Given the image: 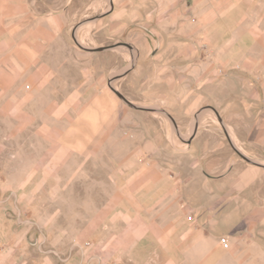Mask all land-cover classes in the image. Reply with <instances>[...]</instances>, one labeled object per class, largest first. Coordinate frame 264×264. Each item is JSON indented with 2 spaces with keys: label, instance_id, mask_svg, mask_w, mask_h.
Instances as JSON below:
<instances>
[{
  "label": "rangeland",
  "instance_id": "obj_1",
  "mask_svg": "<svg viewBox=\"0 0 264 264\" xmlns=\"http://www.w3.org/2000/svg\"><path fill=\"white\" fill-rule=\"evenodd\" d=\"M24 2L26 42L40 49L0 118V220L28 236L0 240V264H117L114 215L139 172L217 204L202 220L264 207V35L242 33L264 25V0L248 20L244 0ZM249 234L264 250V219Z\"/></svg>",
  "mask_w": 264,
  "mask_h": 264
},
{
  "label": "crops",
  "instance_id": "obj_2",
  "mask_svg": "<svg viewBox=\"0 0 264 264\" xmlns=\"http://www.w3.org/2000/svg\"><path fill=\"white\" fill-rule=\"evenodd\" d=\"M253 1L244 0V20L251 18ZM258 3L261 0H257L256 8H260ZM25 6L24 0H0L1 120L9 115L16 100L24 97L26 75L34 74L35 48L36 53L40 49V37L37 47L29 39L26 42L22 20ZM242 33L264 35V25L253 27L244 22ZM256 46L257 66L264 68V44L257 42ZM245 60L249 61L248 55ZM35 76L39 79V72ZM260 83L264 84V75ZM260 99L264 107V91ZM252 171H244L241 187L254 184ZM126 186L128 202L114 215L112 227V258L117 264H264V250H249V232L264 219V207L237 204L231 211L244 210L237 221H233V214L217 221L211 213L202 220L200 212L213 211L217 204L185 201L184 192H175L173 177L168 174L149 178L139 172ZM14 226L12 221L0 220V240L10 244L28 236ZM96 237L100 240L99 234Z\"/></svg>",
  "mask_w": 264,
  "mask_h": 264
},
{
  "label": "water",
  "instance_id": "obj_3",
  "mask_svg": "<svg viewBox=\"0 0 264 264\" xmlns=\"http://www.w3.org/2000/svg\"><path fill=\"white\" fill-rule=\"evenodd\" d=\"M126 46L131 47L129 44H126ZM109 48H110V46H107V47H100V48H94L93 50H94V51H104V50L109 49ZM117 93H118L119 96H120L122 99H124L128 104H130L131 106L137 108L136 105H134L130 100H128V99L126 98V96H124L122 93H120V92H118V91H117ZM241 155H242V154H241ZM242 156H243V155H242ZM243 157H244L248 162L256 163L254 160H251L250 158H248V157H246V156H243Z\"/></svg>",
  "mask_w": 264,
  "mask_h": 264
},
{
  "label": "built area",
  "instance_id": "obj_4",
  "mask_svg": "<svg viewBox=\"0 0 264 264\" xmlns=\"http://www.w3.org/2000/svg\"><path fill=\"white\" fill-rule=\"evenodd\" d=\"M223 240V242L225 243L226 242V240L225 239H222Z\"/></svg>",
  "mask_w": 264,
  "mask_h": 264
}]
</instances>
